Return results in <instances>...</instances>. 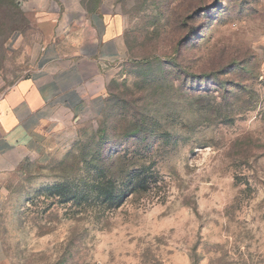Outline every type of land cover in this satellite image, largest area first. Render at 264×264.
<instances>
[{
  "label": "rangeland",
  "instance_id": "rangeland-1",
  "mask_svg": "<svg viewBox=\"0 0 264 264\" xmlns=\"http://www.w3.org/2000/svg\"><path fill=\"white\" fill-rule=\"evenodd\" d=\"M94 14L126 50L99 111L0 161L4 264H264V0H0V81L27 75L51 20L110 52ZM118 156L157 182L121 181L118 205L60 197Z\"/></svg>",
  "mask_w": 264,
  "mask_h": 264
},
{
  "label": "crops",
  "instance_id": "crops-1",
  "mask_svg": "<svg viewBox=\"0 0 264 264\" xmlns=\"http://www.w3.org/2000/svg\"><path fill=\"white\" fill-rule=\"evenodd\" d=\"M47 23L52 37L41 33L36 40L38 45L29 51L27 75L10 85L0 81V161L18 149L38 148L51 126H64L66 114L80 119L99 111L109 90L106 61L126 50L122 34L110 31L106 15L86 19L101 36L97 40L101 48H112L99 57L86 50L85 37L62 45L56 40L57 24ZM2 251L0 245V264H4Z\"/></svg>",
  "mask_w": 264,
  "mask_h": 264
},
{
  "label": "trees",
  "instance_id": "trees-1",
  "mask_svg": "<svg viewBox=\"0 0 264 264\" xmlns=\"http://www.w3.org/2000/svg\"><path fill=\"white\" fill-rule=\"evenodd\" d=\"M118 156L119 162L112 160L104 166L94 167L91 163L90 173L87 177L77 180L76 183H69L60 186V197L71 196L79 197L81 202L94 200L97 203L120 204L122 196L118 195V189L121 181H127L129 188V196L134 192H146L157 180L154 172L146 167L137 166L132 159H124ZM143 175V176H142Z\"/></svg>",
  "mask_w": 264,
  "mask_h": 264
}]
</instances>
